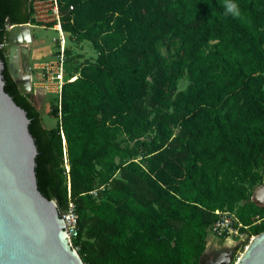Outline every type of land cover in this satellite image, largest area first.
<instances>
[{
    "label": "trees",
    "instance_id": "trees-1",
    "mask_svg": "<svg viewBox=\"0 0 264 264\" xmlns=\"http://www.w3.org/2000/svg\"><path fill=\"white\" fill-rule=\"evenodd\" d=\"M30 2L0 0L6 92L32 119L40 188L60 217L75 206L83 264H200L217 210L264 232L251 201L264 177V0H234L235 18L225 0H57L68 41L96 56L66 73L49 129L7 65V26L33 22Z\"/></svg>",
    "mask_w": 264,
    "mask_h": 264
},
{
    "label": "water",
    "instance_id": "water-1",
    "mask_svg": "<svg viewBox=\"0 0 264 264\" xmlns=\"http://www.w3.org/2000/svg\"><path fill=\"white\" fill-rule=\"evenodd\" d=\"M31 41L29 24L8 31V70L21 94L31 91L30 74L19 62ZM31 127V117L6 92L0 54V264H83L67 240L56 202L40 188ZM263 190L264 183L251 198L261 207ZM235 264H264V232L249 241Z\"/></svg>",
    "mask_w": 264,
    "mask_h": 264
},
{
    "label": "rangeland",
    "instance_id": "rangeland-1",
    "mask_svg": "<svg viewBox=\"0 0 264 264\" xmlns=\"http://www.w3.org/2000/svg\"><path fill=\"white\" fill-rule=\"evenodd\" d=\"M32 2V1H31ZM30 2V3H31ZM31 11L32 3H31ZM38 10L42 15H45L42 19L45 21L42 22H34L32 19V23H28L30 26V32L32 36V41L26 48L23 50V53L20 58H22L25 62L22 66V71L27 70L28 73L32 74L33 78L37 81L41 80V71L35 70L33 67L38 63H44L49 61H55L56 56L58 54V42L57 39L59 38V34L57 30L53 27L54 20L52 13V5L49 1H43L38 5ZM64 33V32H63ZM65 36V52H64V75L68 73L71 68L73 67V63L76 60L82 61L84 59L94 60L96 53L91 48L90 44L87 42H83L79 45L71 43L68 41L66 34ZM36 46H34V41ZM7 50L9 49L8 40L6 44ZM37 48L38 50H45L48 52L47 57L37 58L36 55H33L34 49ZM69 51L66 53V51ZM160 52L163 55H166V51L163 47H160ZM8 54V51H7ZM187 84V80L182 79L178 81L177 90L185 89ZM31 94V102L35 109L39 112L42 126L46 129L53 128L56 123L59 121V118H54L49 114L50 107L55 105L56 103V96L52 92H46L45 90L39 89V87H33L30 91ZM264 180V177H263ZM264 182V181H262ZM260 185L256 186L258 189ZM261 207V205H259ZM207 244L206 249L203 255L213 257L216 253L220 251L230 250L232 252L231 259L228 264H235L237 260L240 258L244 250L246 249L250 240H246L242 246H238V240L236 239H226V238H218L208 232L207 234Z\"/></svg>",
    "mask_w": 264,
    "mask_h": 264
},
{
    "label": "built area",
    "instance_id": "built-area-1",
    "mask_svg": "<svg viewBox=\"0 0 264 264\" xmlns=\"http://www.w3.org/2000/svg\"><path fill=\"white\" fill-rule=\"evenodd\" d=\"M32 2V19L34 22L45 21L38 10V5L43 1H49L52 5V15L54 23V28L59 34L58 42V54L55 61H49L44 63H38L34 65L35 70L41 71V80L37 81L30 74L31 88L39 87V89L45 90L46 92H52L55 94L58 104L60 103L61 91L63 85L66 83L64 75V52H65V36L62 31L59 19V13L57 8V0H31ZM13 26H7V31H9ZM75 79V76L71 77L68 81ZM60 117V113L58 114ZM65 165L67 164L66 158H64ZM66 169L68 167L66 166ZM214 214L217 216L214 223L211 225L209 232L218 238L226 239H236L238 240V245L242 246L243 243L248 239L251 240L254 236L250 234L249 227L241 224L236 216L228 211H215ZM61 219L63 221V226L66 232L67 240L71 247H73L74 240L78 237V216L75 212V206L72 202L67 204L65 211L61 214ZM263 219L256 216L253 225L259 224Z\"/></svg>",
    "mask_w": 264,
    "mask_h": 264
},
{
    "label": "flooded vegetation",
    "instance_id": "flooded-vegetation-1",
    "mask_svg": "<svg viewBox=\"0 0 264 264\" xmlns=\"http://www.w3.org/2000/svg\"><path fill=\"white\" fill-rule=\"evenodd\" d=\"M263 183L264 182H262V184ZM261 185L258 188H260ZM231 254H232V252H230V250L220 251V252L216 253L213 257L206 256L202 260V264H215V259H216V261L219 262V264H223V263H226L228 261L230 262Z\"/></svg>",
    "mask_w": 264,
    "mask_h": 264
},
{
    "label": "clouds",
    "instance_id": "clouds-1",
    "mask_svg": "<svg viewBox=\"0 0 264 264\" xmlns=\"http://www.w3.org/2000/svg\"><path fill=\"white\" fill-rule=\"evenodd\" d=\"M225 15H231L234 18L240 16L239 5L234 2V0H225L224 2Z\"/></svg>",
    "mask_w": 264,
    "mask_h": 264
},
{
    "label": "crops",
    "instance_id": "crops-1",
    "mask_svg": "<svg viewBox=\"0 0 264 264\" xmlns=\"http://www.w3.org/2000/svg\"><path fill=\"white\" fill-rule=\"evenodd\" d=\"M31 33V32H30ZM33 41H34V46H36V43H35V40L33 39ZM48 52H46L45 50H38L37 48H35L34 49V51H33V55L35 56L36 55V57L37 58H42V57H47L48 56ZM20 57H21V55H20ZM23 58V57H22ZM22 58H19V62H20V67H21V69H22V66H23V63L25 62ZM260 200L262 201V203H263V201H264V190L261 192V194H260Z\"/></svg>",
    "mask_w": 264,
    "mask_h": 264
},
{
    "label": "bare ground",
    "instance_id": "bare-ground-1",
    "mask_svg": "<svg viewBox=\"0 0 264 264\" xmlns=\"http://www.w3.org/2000/svg\"><path fill=\"white\" fill-rule=\"evenodd\" d=\"M25 50V49H24Z\"/></svg>",
    "mask_w": 264,
    "mask_h": 264
}]
</instances>
